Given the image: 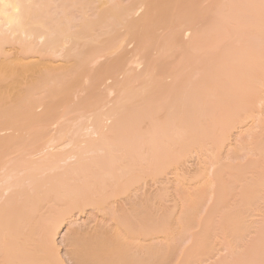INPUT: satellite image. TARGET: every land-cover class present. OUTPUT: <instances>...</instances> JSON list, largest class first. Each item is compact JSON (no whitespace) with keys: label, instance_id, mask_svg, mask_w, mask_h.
I'll use <instances>...</instances> for the list:
<instances>
[{"label":"bare ground","instance_id":"bare-ground-1","mask_svg":"<svg viewBox=\"0 0 264 264\" xmlns=\"http://www.w3.org/2000/svg\"><path fill=\"white\" fill-rule=\"evenodd\" d=\"M262 105L264 0H0V264H63L56 236L87 208L109 210L127 240L75 232L80 264H143L132 243L150 261L162 248L144 243L193 225L181 264L217 244L227 255L213 264H264ZM251 123L256 158L225 178L231 131ZM192 154L194 193L176 215L151 217L148 196L130 214L109 209Z\"/></svg>","mask_w":264,"mask_h":264},{"label":"rangeland","instance_id":"rangeland-1","mask_svg":"<svg viewBox=\"0 0 264 264\" xmlns=\"http://www.w3.org/2000/svg\"><path fill=\"white\" fill-rule=\"evenodd\" d=\"M257 112H260L261 114H263L264 113V105L260 106L257 109ZM260 113H258V114L261 115ZM248 127H249V129L247 127H238L237 130L231 131V134H230V137H231L230 138V142L231 143H229L230 145L226 146L225 149L222 152V153H224V154H222V156L224 158L223 161H224V163L228 164V166H227L228 169L226 170L227 173L224 176L225 178H228V176L230 174V171L233 170V168H235V167L237 168V166H240L239 163L245 164L247 162H250L251 160H255V158H256L255 156H253L254 155V154H252L253 152H251L252 151L251 146L250 145L248 146L249 142L248 143L247 142H245V143L243 142V139L246 137V134L248 133V130H250V131L252 130V132H253L255 130V128H256L255 125L252 124V123L249 124ZM244 145H245V148H244ZM233 151H234V154H233ZM196 156L197 155H195V154L193 156H190L187 160H185L183 162V164L180 167H178L176 170L174 169L170 173H167L165 176H163L160 179H156V180L150 179V180H147L148 182L146 181L147 183H140L137 186L138 188L135 187V189H133L132 192H129L128 194H126V195H128L127 197H125V195H124V197L122 196V198H121V196L119 198H116L114 200V203L110 205L109 209L110 210L114 209V210L118 211L119 213L121 212V214H122V212H124L126 214H130V211H129V213L127 212V210L128 209L130 210V208H131L129 206H132L135 203L141 205V203L147 202L145 200L148 199V203L147 204L145 203V204H146V208H149L150 211H151L150 212V216L151 217H153V216L155 218L161 217L164 214L163 212H167L168 214L173 212V215H176V213L180 212L181 209H182L181 205H182V200H184L183 197L184 196L185 197L189 196L190 194L194 193V187L192 186L194 182L190 181V179L192 180L193 177H195L196 174H197V166H198L197 162H198V159H197ZM250 156H251V158L252 157L253 158L250 161H246L247 158L250 159ZM235 163H237V164H235ZM243 164H241V165H243ZM235 169H234L233 173L236 172ZM223 173H225V171ZM244 178L248 179L250 177L248 176V174H244L243 180H245ZM189 182L192 183V184H190ZM236 185H239V187H240V184H236ZM236 185H234V186H236ZM215 187H216V185L214 183L210 184L209 189L205 192V194L203 195L202 199L199 200L200 203L198 205V208L200 207L199 208L200 210L197 209V211L195 213L196 214V218H195L196 221H199L201 218H203L202 216H206L208 214V212L207 213L205 212V209H206V211H208L209 208H210L208 206H209L210 202L213 201L212 198L214 199L213 192H214V188ZM239 187L238 186L237 187H233V189L236 190V188H237V190L236 191L233 190L232 191L233 193H231L232 195H230L231 197L229 196V198H230L229 201L232 200L231 201L232 203L238 202V200H239V196H238V192L240 193ZM160 192L163 193V194L159 195V194H161ZM234 194L237 195V198H236V195L234 196ZM165 195H167V196H165ZM261 195H262V193H261ZM147 196H148V198H147ZM211 196H212V198H211ZM137 197H138V199H136ZM166 197H167V199H166ZM260 197H262V196H260ZM159 198L161 199V201H159ZM143 199H144V201H143ZM131 201H134V202H131ZM161 202H163V203H161ZM166 204L168 205V207H167ZM175 204H177V208L173 209ZM212 204H210V206H212ZM261 204L259 205L260 207H262ZM111 207H112V209H111ZM144 207H145V205H144ZM169 207H171V208H169ZM260 207H259V209H260ZM174 211H175V213H174ZM109 213L110 212L108 210V213H107V216H106L107 219H106V217L104 218L102 215H100L99 210H92L91 208L85 209L84 212L81 213V214L76 212V211L73 212L72 218L70 220L66 221L63 224V226L61 227L58 235L56 236V244L58 246L59 256H60L63 264H80L78 261H76L77 259L73 256V253L71 254V252H73V250H74L73 249L74 247L72 248V246H70L71 244L69 243L70 242L69 241V239H70L69 237H71L72 234H74L75 232H79V234H78V238L76 236L74 239L77 238L78 240H82V242L84 241V243L87 244V245H88V243L89 244H93V243L96 242V237H95V233L96 232H97L96 234H99V232L100 233H104V234L107 235L106 237H108V232H109V236L110 235L112 236V231L116 230V232L115 231L113 232L114 233L113 235L116 236L115 238L118 239V236H119V239H121V240L123 239V241L127 240V239L125 240L124 236L122 235L123 232L121 231L122 229H120L121 227H119V228L115 227V224H114L115 220L112 219L113 217H111L112 215L109 214ZM203 213H205L206 215H203ZM258 213H259V211H258ZM258 213H255L254 211H251L249 214H247V217L250 220H252V219L254 221L258 220L257 219L258 218ZM199 217H201V218H199ZM249 219H247V220L250 221ZM69 221L70 222L72 221V222L70 223ZM196 228H197V232H198V227H196V225L195 226L193 225V228H188L185 232H182L181 234L176 236L175 239H172L173 242H172L171 239H167V238L164 239L165 237H163V236H160V237H157L158 235L157 236L156 235L153 236L151 238V240H149L148 242H146L144 244H148L149 246H152V247H156L157 246L158 248H162L161 252L164 253V255L162 256V253L155 255L154 258H156V259L153 258L152 260H150L151 262L146 259L147 256L149 257V255H148L149 253L148 254L145 253L146 255L144 256L143 255V251L139 253L140 249L139 250L136 249L138 244H139L138 242H134V243L131 244V246H133L131 248H133V249H132V252L130 254H133V256L136 255V257H138L137 256V254H138L139 258L141 257V260L145 259L144 261H142L143 264H151V263L152 264H157L158 262H160L158 264H164V263L165 264H181V262H179V261H181V259L183 257L182 255L185 252L184 249H187L191 245V243H192L191 234H194V231L196 233ZM119 232H120V234H119ZM182 234H184L185 236L182 235ZM80 235L83 237V239H82V237ZM79 236L81 238H79ZM110 237H108V238H110ZM93 239H94V242H92ZM217 246H218V244L216 246H213V247H215L214 248L215 251H213V253H211L207 258L205 257V261L202 262V264H210V263L213 264L216 261H218V259H221V256L223 258V256L225 257L227 255L226 254V250H224L223 247H221L219 245V248H217ZM171 247L173 248V250H172ZM71 248L73 250H71ZM169 248H171V249H169ZM166 249H169V250H166ZM216 249H218V250H216ZM133 252L134 253L138 252V253L134 254ZM166 252H169L168 256H167ZM164 256H166V258ZM152 261H154L155 263H153ZM161 261H162V263H161ZM119 263L121 264V262H119Z\"/></svg>","mask_w":264,"mask_h":264}]
</instances>
